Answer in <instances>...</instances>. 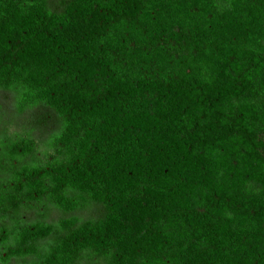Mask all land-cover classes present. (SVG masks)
<instances>
[{"label": "trees", "instance_id": "16d2710c", "mask_svg": "<svg viewBox=\"0 0 264 264\" xmlns=\"http://www.w3.org/2000/svg\"><path fill=\"white\" fill-rule=\"evenodd\" d=\"M0 94V264H264V0H0Z\"/></svg>", "mask_w": 264, "mask_h": 264}, {"label": "rangeland", "instance_id": "374dc122", "mask_svg": "<svg viewBox=\"0 0 264 264\" xmlns=\"http://www.w3.org/2000/svg\"><path fill=\"white\" fill-rule=\"evenodd\" d=\"M5 96L0 94V113H2V111L6 112L8 110L7 107V100H5L4 98ZM7 117H4V119H6Z\"/></svg>", "mask_w": 264, "mask_h": 264}]
</instances>
